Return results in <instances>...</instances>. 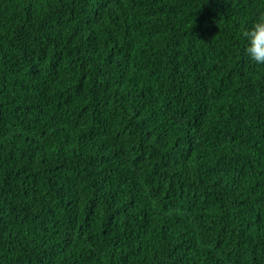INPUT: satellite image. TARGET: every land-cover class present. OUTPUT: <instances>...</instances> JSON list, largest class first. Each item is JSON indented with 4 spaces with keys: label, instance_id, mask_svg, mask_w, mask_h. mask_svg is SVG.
Returning a JSON list of instances; mask_svg holds the SVG:
<instances>
[{
    "label": "trees",
    "instance_id": "trees-1",
    "mask_svg": "<svg viewBox=\"0 0 264 264\" xmlns=\"http://www.w3.org/2000/svg\"><path fill=\"white\" fill-rule=\"evenodd\" d=\"M264 0H0V264H264Z\"/></svg>",
    "mask_w": 264,
    "mask_h": 264
},
{
    "label": "clouds",
    "instance_id": "clouds-1",
    "mask_svg": "<svg viewBox=\"0 0 264 264\" xmlns=\"http://www.w3.org/2000/svg\"><path fill=\"white\" fill-rule=\"evenodd\" d=\"M245 55L250 62L264 66V12H260L250 27L241 32Z\"/></svg>",
    "mask_w": 264,
    "mask_h": 264
}]
</instances>
